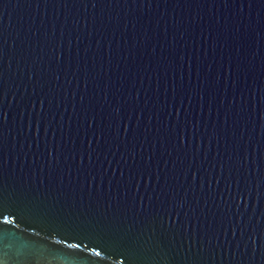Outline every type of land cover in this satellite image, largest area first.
<instances>
[{
  "label": "water",
  "instance_id": "95a60500",
  "mask_svg": "<svg viewBox=\"0 0 264 264\" xmlns=\"http://www.w3.org/2000/svg\"><path fill=\"white\" fill-rule=\"evenodd\" d=\"M0 264H264V0H0Z\"/></svg>",
  "mask_w": 264,
  "mask_h": 264
}]
</instances>
